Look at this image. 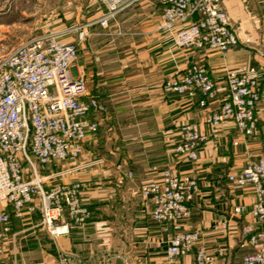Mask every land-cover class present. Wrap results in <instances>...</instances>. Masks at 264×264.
Returning a JSON list of instances; mask_svg holds the SVG:
<instances>
[{"label": "crops", "instance_id": "obj_1", "mask_svg": "<svg viewBox=\"0 0 264 264\" xmlns=\"http://www.w3.org/2000/svg\"><path fill=\"white\" fill-rule=\"evenodd\" d=\"M222 1L239 38L225 52L174 45L158 27L165 9L161 0H131L107 26L96 22L105 7L95 0L80 3L79 12H65L70 20L63 23V41L78 50L71 73L84 77L87 93L105 110L96 116L98 129L86 135L79 159L53 164L47 172L58 174L53 182L80 183V202L88 215L83 224L53 237L40 226L37 212L24 207L22 216L15 217L6 208L10 215L0 264H55L60 254L67 255L68 264H194L200 246L216 256L212 264H243V255L255 250L242 233L261 227L248 212L256 201L254 190L227 176L251 160L264 159V0ZM190 64L203 66L216 88L202 105L199 92L163 88L168 77ZM242 66L256 69L260 101L255 129L245 135L227 120L213 131L209 116L227 96L225 73ZM188 124L197 125L207 138L193 161L175 151ZM165 167L198 184L189 215L175 223L154 220L139 193ZM126 169L131 178L124 175ZM236 206L245 211L234 212ZM182 231H198L199 238L168 262V240Z\"/></svg>", "mask_w": 264, "mask_h": 264}, {"label": "built area", "instance_id": "obj_2", "mask_svg": "<svg viewBox=\"0 0 264 264\" xmlns=\"http://www.w3.org/2000/svg\"><path fill=\"white\" fill-rule=\"evenodd\" d=\"M98 1L105 11L96 22L107 26L113 13L131 0ZM161 1L165 9L158 27L171 36L174 45L195 50L208 46L225 52L239 43L222 0ZM77 55L74 43L60 40L53 32L33 35L0 54V259L1 239L8 231L10 215L6 208L15 217L22 216L24 207L37 212L40 226L53 237L83 224L88 215L80 202V183L53 182L58 174L47 172L53 164L79 159L86 135L98 129L96 116L105 110L95 96L87 93L84 77L71 73ZM255 71L252 66H242L225 73L227 96L209 116L213 131L229 120L243 134H252L254 112L260 101ZM163 88L179 94L199 92L200 105L216 92L208 71L198 64L187 65L178 75L168 77ZM206 139L197 125H184L175 151L193 161ZM116 167L122 168L120 164ZM123 173L129 178L133 175L128 169ZM227 179L240 186L249 184L254 190L256 201L248 212L261 227L252 233L243 228L242 233L248 235L247 241L255 250L243 255L242 263L264 264V159L249 161ZM197 187L195 178L165 167L159 179L142 184L139 193L150 204L154 220L175 223L189 215V202ZM233 211L241 213L245 208L236 206ZM198 238V231L171 236L166 248L168 262ZM215 258L200 246L194 264H212ZM55 264H68L67 255L60 254ZM102 264L112 263L106 260Z\"/></svg>", "mask_w": 264, "mask_h": 264}, {"label": "rangeland", "instance_id": "obj_3", "mask_svg": "<svg viewBox=\"0 0 264 264\" xmlns=\"http://www.w3.org/2000/svg\"><path fill=\"white\" fill-rule=\"evenodd\" d=\"M82 2L86 0H0V54L43 32H53L64 40L63 23L70 20L64 14L79 12Z\"/></svg>", "mask_w": 264, "mask_h": 264}]
</instances>
